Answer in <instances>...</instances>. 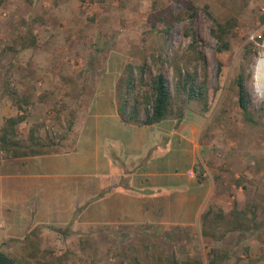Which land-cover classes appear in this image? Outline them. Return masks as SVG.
I'll return each mask as SVG.
<instances>
[{"label": "rangeland", "instance_id": "rangeland-1", "mask_svg": "<svg viewBox=\"0 0 264 264\" xmlns=\"http://www.w3.org/2000/svg\"><path fill=\"white\" fill-rule=\"evenodd\" d=\"M228 20L232 28L225 38L230 48L219 53L210 31L215 22ZM167 24L172 25L170 29ZM256 35L264 37V0H4L0 7V127L5 119L23 115L17 127L21 145L32 134L42 151L65 152L0 165L3 235L19 232L22 224L67 222L42 231L40 249L47 251V259L52 257V264H207L213 258L217 264H264L260 206L264 201V97L255 91L253 77L263 48L262 38ZM193 50L202 57L197 64V83L205 80L201 101L177 92L170 64L174 55ZM126 68L138 94L150 76L164 75L173 97L170 118L181 120L184 111L204 114L201 144L205 149L203 162L197 161L202 166L197 178L214 181V173L220 171L226 197L221 206L211 203L203 212L212 206L214 213L227 218L233 211H243L241 229L219 219L217 225L206 226L212 233L204 240L200 220L189 232L135 225L122 217L133 213L143 219V214L135 212L133 204L115 201L103 206L93 202L82 219L98 224L75 230L74 211L97 198L88 195L83 202L80 188L96 181L103 171L95 168L102 163L103 150L116 144L109 148V157L118 160L120 148H137L130 131L119 143L94 142L92 134L101 136V132L91 129L98 125L118 131L110 117L117 108L116 86ZM239 74L245 82L249 120L237 103L235 79ZM146 111L151 106L141 104L140 121ZM77 120L82 143L73 153L67 152L75 141ZM167 151L172 160L167 169L184 178L182 154L171 147ZM206 156L211 164L217 163V171L212 173ZM0 158L5 163L17 159L4 152ZM237 189H241V199ZM118 207H126L127 213L117 211ZM193 214L191 210L184 218L190 220ZM113 220L118 223H104ZM0 251L15 261L22 256L21 243L14 239L2 243Z\"/></svg>", "mask_w": 264, "mask_h": 264}, {"label": "crops", "instance_id": "crops-1", "mask_svg": "<svg viewBox=\"0 0 264 264\" xmlns=\"http://www.w3.org/2000/svg\"><path fill=\"white\" fill-rule=\"evenodd\" d=\"M114 108L115 113L110 118L118 131L112 132L106 126L101 128L98 125L91 126L92 133L101 132V136L92 134L93 141L107 139L108 141L119 143L123 139L124 133L130 131L136 138L137 148L134 151H129L127 146L125 149L120 148V152L117 153L120 155L117 158L118 160L109 157L112 154L109 148H115L116 144L115 146L108 144V151L107 149L103 150V153H101L103 156L102 163H94V165L98 164L95 168L103 169V171L99 173L100 175L97 176L98 179L96 181L82 184L80 188V199L83 202L86 201L85 199L88 195H95L97 198L91 202L88 201L86 206L79 212L74 211L77 214L74 226L75 230L80 225L84 228V226L90 227L91 225L98 224V222H89L82 219L84 214L94 206L93 202H97V204L103 206L104 204L107 205L108 203L118 201L124 204H133L134 211L138 214H143V219L135 218L137 215L135 216L133 213L124 215L121 220L126 221V223L143 224L151 227L167 228L168 230L177 227L187 232L194 231V227L197 226L205 208L211 203L221 206L226 197V189H222L223 187H221L220 171L216 169L217 163L211 164L210 160L207 161V156L204 159L209 163L212 173L217 171L214 173L217 178L213 181L211 177L191 178L188 175L193 166L199 163L197 161H202L201 154L205 147L201 144V137L206 127L204 114L199 112V110L190 112V114L184 111L181 120L168 118L151 125H137L122 122L117 113L116 105ZM187 119L190 122H187ZM77 127L78 120L73 127V134H75L74 144L70 150H66L67 152H74L77 145L82 143V138L78 136ZM88 140H90V136H88ZM98 145L100 144L96 146ZM125 145H129V143L125 142ZM170 147L173 151L182 154L180 158H184L186 163L184 178H181L176 172L171 173L167 169L172 161L168 159L170 156L167 154L169 153L167 149H170ZM64 152L65 150L30 156L26 159L17 158L10 160L8 163H5L0 158V165L8 166L12 162L14 164L17 162L23 164L35 159L42 160L47 158V156L56 157ZM96 152L98 153L99 150ZM183 179H186V183L184 184H182ZM88 190H91L92 194H89ZM240 190H236L238 199H241ZM192 205L195 207L192 208ZM103 209L107 211V208ZM4 210L0 201V217H4ZM116 210L127 213L126 207H118ZM191 210L194 213L192 218L190 220L185 219V213ZM171 213L174 215L169 216ZM115 221L117 220L104 223H118ZM63 224H67V222L54 225L50 224L49 221H37L32 224H22L19 232L11 231L5 235H3L0 226V245L9 239L22 240L35 226H40L42 236L44 234L42 231L46 232L48 226L53 225L56 228H60ZM71 230L74 229L72 228Z\"/></svg>", "mask_w": 264, "mask_h": 264}, {"label": "trees", "instance_id": "trees-1", "mask_svg": "<svg viewBox=\"0 0 264 264\" xmlns=\"http://www.w3.org/2000/svg\"><path fill=\"white\" fill-rule=\"evenodd\" d=\"M3 3L4 0H0V7ZM171 26V24H167V29H170ZM231 28V20L223 23L215 22V27L210 32L219 44L217 52L221 53L229 50L230 45L225 37ZM201 58L198 52L193 50L191 54L174 55L170 61L176 80L177 92L185 93L187 99L190 100L201 101L205 97V80L203 79L200 83H197V64L202 62ZM235 84L237 88L238 106L245 119L249 120L247 92L244 78L241 74L236 77ZM140 88L142 91L140 94L134 92L132 76L128 68H126L116 86L117 113L122 122L151 125L173 116V97L162 73L158 72L150 76L147 82L141 83ZM141 104L143 107L151 106V111H146L145 118L142 121L139 119ZM180 112L181 109L178 114ZM23 120V115H16L5 119L4 124L0 127V152H4L14 158L50 154V152L42 151V146H39V139L32 134L28 136L26 145L19 143L17 139V127ZM260 206L264 213V201L261 202ZM212 209V207H209L200 216L201 234L204 240L209 239L212 233V229L206 226L213 227L217 225L219 219H226L230 227L235 230L241 229L244 216L243 211H233L230 213V217L228 215L227 218H224L220 213H214ZM245 229L248 230V228ZM57 231L59 232L60 230ZM19 242L21 243L22 256L19 261L8 258L12 264H52L50 260L52 257L47 259L45 257L47 251L40 249V226L33 227ZM0 255V264H9L3 258H7V256L1 251ZM194 264L204 263L195 261ZM207 264H217V261L214 258L209 259Z\"/></svg>", "mask_w": 264, "mask_h": 264}, {"label": "bare ground", "instance_id": "bare-ground-1", "mask_svg": "<svg viewBox=\"0 0 264 264\" xmlns=\"http://www.w3.org/2000/svg\"><path fill=\"white\" fill-rule=\"evenodd\" d=\"M255 91L264 97V56H260L254 67Z\"/></svg>", "mask_w": 264, "mask_h": 264}, {"label": "built area", "instance_id": "built-area-1", "mask_svg": "<svg viewBox=\"0 0 264 264\" xmlns=\"http://www.w3.org/2000/svg\"><path fill=\"white\" fill-rule=\"evenodd\" d=\"M256 36L262 38L261 41H260V47L263 48V54H262V56H264V37H261V35H256ZM250 38L253 39V35H251ZM253 40H254V39H253ZM201 170H202V166L200 165V163H196V164L193 166V168L188 172V175H189L191 178H197L198 175H200Z\"/></svg>", "mask_w": 264, "mask_h": 264}, {"label": "water", "instance_id": "water-1", "mask_svg": "<svg viewBox=\"0 0 264 264\" xmlns=\"http://www.w3.org/2000/svg\"><path fill=\"white\" fill-rule=\"evenodd\" d=\"M0 258H1V255H0ZM6 261H8L9 262V264H12L10 261H9V259L8 258H5V257H3Z\"/></svg>", "mask_w": 264, "mask_h": 264}]
</instances>
